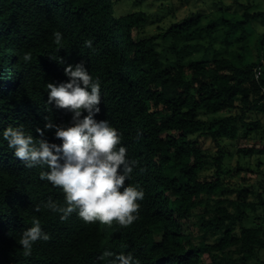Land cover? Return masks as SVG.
<instances>
[{
    "label": "trees",
    "instance_id": "1",
    "mask_svg": "<svg viewBox=\"0 0 264 264\" xmlns=\"http://www.w3.org/2000/svg\"><path fill=\"white\" fill-rule=\"evenodd\" d=\"M251 2L236 3L239 21L221 16L203 23L197 16L145 36L146 14L114 18L112 0H0V132L23 126L40 139L36 129L47 119L69 123V112L47 103L46 84L66 82L65 68L83 62L101 83L95 119L108 120L121 134L127 157L136 161L126 184L144 191L138 219L129 226L86 223L76 212L62 221L43 207L49 199L62 204L65 195L40 179L47 169L26 168L0 139V264H107L110 258L100 259L105 250L131 253L140 264H200L204 256L209 264H264V219L249 221L257 206L247 200L253 193L221 184L220 175L230 172L227 153L210 154L200 142L220 147L238 140L241 128L243 138L264 133V64L245 56L246 27L264 20V11ZM56 31L63 49L54 43ZM29 51L32 60L25 63ZM259 51L264 59V35ZM258 66L262 75L255 81ZM43 138L60 144L54 130ZM249 154L237 153L241 159ZM259 165L250 172L261 190ZM213 167L215 179L201 181L199 174ZM201 209L199 230L214 237L212 243L194 244L184 233ZM33 217L51 238L37 241L25 256L18 241Z\"/></svg>",
    "mask_w": 264,
    "mask_h": 264
},
{
    "label": "clouds",
    "instance_id": "2",
    "mask_svg": "<svg viewBox=\"0 0 264 264\" xmlns=\"http://www.w3.org/2000/svg\"><path fill=\"white\" fill-rule=\"evenodd\" d=\"M54 43L63 49V34L54 33ZM85 46L92 47L91 39ZM32 60L26 52L23 61ZM63 63L62 60H57ZM66 82L47 83V103L71 114L67 124H55L47 119L44 129L37 128L41 137L34 139L23 126L3 128L0 139L7 143L12 155L23 162L26 168H46L40 179L62 189L64 202L51 199L43 207L66 220L73 212L86 223L99 221L129 226L138 219L139 203L144 191L139 184H126L136 161L127 157V148L121 144V134L108 120L97 121L100 112L101 83L90 75L85 64L68 65L64 70ZM84 112L87 115H84ZM47 130H54V139L60 144L44 139ZM35 211H40L36 206ZM50 235L42 228L41 221L32 218L18 241L23 254L29 256L37 241H48ZM110 258L107 264H140L131 253L115 254L105 250L100 259Z\"/></svg>",
    "mask_w": 264,
    "mask_h": 264
},
{
    "label": "rangeland",
    "instance_id": "3",
    "mask_svg": "<svg viewBox=\"0 0 264 264\" xmlns=\"http://www.w3.org/2000/svg\"><path fill=\"white\" fill-rule=\"evenodd\" d=\"M252 1L256 5L254 7L255 10L264 11V0ZM236 3L248 4L252 2L251 0H112V10L114 18L125 16L132 12L145 13L147 22L143 30V35L148 36L164 31L187 18L197 16L205 17L203 23H207L208 20L221 16L229 20L239 21L241 19L240 15L238 13L234 14L238 10ZM245 35L248 40V46L245 50L246 61L250 63L261 62L264 64V59L261 58V52L259 51V43L261 37L264 35V20H258L249 24L246 27ZM233 49H236L235 44L233 45ZM243 133L244 129L241 128L240 138L238 140L222 141L220 142V147L210 139L201 140L200 142L203 149L209 151L210 154L215 155L219 150L227 153V156H224L223 162L226 169L230 172L228 174H221L220 182L231 189L243 187L253 193L247 198L249 202L257 205L255 211L250 213L249 221L253 222V217L256 215L264 219V209H261L259 206V203H264V187L261 190L258 189L256 182L260 178L254 174L255 172H250L255 171L258 163H260L259 170H264V133L260 130L256 135L249 134L245 138L242 136ZM254 137L255 139H253ZM259 139H263L262 143H260ZM241 150L250 153V158L246 157L241 159L237 155L238 151ZM258 151H261V153L257 154ZM236 167L242 170L236 172ZM214 171L215 169L213 167L201 172L199 174L200 180L213 181L215 179ZM258 194L260 198H258ZM235 196L236 192L232 193L230 197ZM201 213L202 209L196 211L187 220L184 233L189 235L194 244H198L203 240L212 243L215 241V238L210 236L205 238L199 230V226L202 223ZM261 217L260 220H254L255 225H261ZM209 261V258L204 256L201 258L200 264H209ZM238 264L242 263L238 262ZM247 264H254L253 259L248 261Z\"/></svg>",
    "mask_w": 264,
    "mask_h": 264
},
{
    "label": "built area",
    "instance_id": "4",
    "mask_svg": "<svg viewBox=\"0 0 264 264\" xmlns=\"http://www.w3.org/2000/svg\"><path fill=\"white\" fill-rule=\"evenodd\" d=\"M261 70L262 69L259 66L253 69V78H254L255 81H258L260 79V77L262 75V71ZM259 94H260V97H261L260 103H264V88L263 87L260 88Z\"/></svg>",
    "mask_w": 264,
    "mask_h": 264
}]
</instances>
